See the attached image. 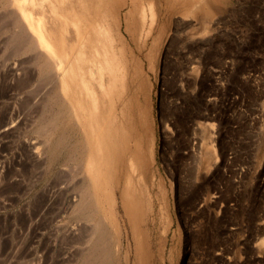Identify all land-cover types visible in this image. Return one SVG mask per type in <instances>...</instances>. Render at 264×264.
Instances as JSON below:
<instances>
[{
    "label": "rangeland",
    "instance_id": "rangeland-1",
    "mask_svg": "<svg viewBox=\"0 0 264 264\" xmlns=\"http://www.w3.org/2000/svg\"><path fill=\"white\" fill-rule=\"evenodd\" d=\"M104 9L126 57L115 96L124 131L106 180L119 206L94 205L92 220L76 210L89 181L74 152L82 132L60 149L58 131L41 130L58 111L44 108L49 81L28 60L19 78L9 65L22 56L1 50L0 264H91L93 223L108 228L99 264H264V0ZM138 146L149 164L133 179L147 208L121 196Z\"/></svg>",
    "mask_w": 264,
    "mask_h": 264
},
{
    "label": "bare ground",
    "instance_id": "bare-ground-1",
    "mask_svg": "<svg viewBox=\"0 0 264 264\" xmlns=\"http://www.w3.org/2000/svg\"><path fill=\"white\" fill-rule=\"evenodd\" d=\"M104 4L105 0H0V51L10 49L13 56H22L9 65L19 78L24 60L34 64L45 75L44 79H48L52 91L44 108L46 105L52 110L55 105L58 107L57 112L45 117L41 130L49 135L58 131L56 144L60 149L69 147L68 134L75 128L82 132L74 152L80 150L83 162L79 170L88 174L89 181L83 186L81 198L74 200L76 210L89 220L95 216L94 205H100L104 200L109 204L110 213L119 206L111 190L112 182L111 186L106 180L112 181L109 178L116 169L114 146L119 104L115 96L124 85L125 79L122 82L121 77L125 76L126 60L123 59L126 57L120 58L124 53H119L122 51V46L118 45L120 36L114 33V27L107 19L111 14L106 17ZM151 10L153 15V5ZM118 96L120 98L122 94ZM120 123L123 124L121 120ZM12 125L14 120L5 119L1 126L6 129ZM120 136L123 137V133ZM46 140L50 145L52 140ZM212 149L210 145L207 151L212 153ZM148 164L147 153L138 146L130 153L131 172L121 189L122 197L128 194L132 200L141 201L140 208H147L148 199L138 189L133 175ZM107 233V227L100 228L93 223L87 254L91 264H99V258L105 252L101 240Z\"/></svg>",
    "mask_w": 264,
    "mask_h": 264
}]
</instances>
